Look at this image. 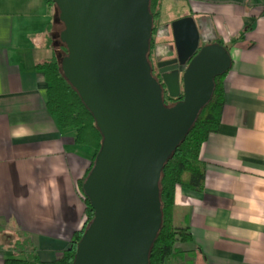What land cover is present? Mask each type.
Returning a JSON list of instances; mask_svg holds the SVG:
<instances>
[{
	"label": "crops",
	"instance_id": "0c3cea01",
	"mask_svg": "<svg viewBox=\"0 0 264 264\" xmlns=\"http://www.w3.org/2000/svg\"><path fill=\"white\" fill-rule=\"evenodd\" d=\"M175 2L168 21L204 14L231 65L219 130L201 146L204 187L175 191L174 219L190 227L192 253L172 262L264 264V0ZM61 26L49 0H0V264L23 246L53 259L85 222L78 179L94 149L57 124L36 68L58 50Z\"/></svg>",
	"mask_w": 264,
	"mask_h": 264
},
{
	"label": "water",
	"instance_id": "95a60500",
	"mask_svg": "<svg viewBox=\"0 0 264 264\" xmlns=\"http://www.w3.org/2000/svg\"><path fill=\"white\" fill-rule=\"evenodd\" d=\"M66 45L61 68L94 116L102 141L83 180L93 216L72 264H148L162 221V167L210 99L231 55L211 19L185 15L158 26L163 87L147 58L149 0H53ZM170 26V29L168 27ZM166 32H160V29Z\"/></svg>",
	"mask_w": 264,
	"mask_h": 264
},
{
	"label": "trees",
	"instance_id": "16d2710c",
	"mask_svg": "<svg viewBox=\"0 0 264 264\" xmlns=\"http://www.w3.org/2000/svg\"><path fill=\"white\" fill-rule=\"evenodd\" d=\"M49 1L54 3L53 0ZM161 1L149 0V8L153 14L159 12V9L155 8ZM219 41L228 49V45L221 39ZM58 42V50L52 56L38 61L36 68L45 75L46 107L57 124L60 127H72L75 142L91 146L94 149L89 167L85 174L78 179L79 192L85 203V222L81 228L75 230L69 245L54 259H41L34 251H27L24 249L26 246H23L18 254L7 256L5 264H72L76 242L81 238L87 222L93 216L90 199L83 190L82 184L101 146L102 133L96 125L91 111L63 74L61 59L67 48L61 40ZM225 73L226 71L214 77V88L210 99L200 109L185 137L162 167L159 180L162 221L149 252L148 264H173V259H180L184 253L192 249L184 244L192 240L190 227L178 224L174 219L175 191L178 186L195 191H201L204 187L206 165L201 157V146L209 135L218 131L220 127L225 95L223 84ZM22 241L21 245L25 243L24 239Z\"/></svg>",
	"mask_w": 264,
	"mask_h": 264
},
{
	"label": "flooded vegetation",
	"instance_id": "af4514ba",
	"mask_svg": "<svg viewBox=\"0 0 264 264\" xmlns=\"http://www.w3.org/2000/svg\"><path fill=\"white\" fill-rule=\"evenodd\" d=\"M154 15H155V14H154ZM159 15H160V13L158 12L157 15H156V17H155L154 20H153V29H152L151 37H150V40H149V50H148L147 58H148V61H149V63H150L151 73H152V74L156 77V79L161 83V85H162V87H163V93L165 94L166 91H165L164 82H163V79H162V71H161V70H162V67H164L165 64H162V65H161V63H160L161 61H163L162 58H164V57H162V58H160V59H157V58L155 57L154 52H153V45H154V42H155L156 39L159 41V38H160V37H159V38L156 37V31H157L158 26L162 25V22H161V21H157V22L155 23V19L158 18ZM171 21H172V20L167 21V24L169 25ZM169 29H170V26H169ZM160 32H161V33H162V32H166V29H164V28L161 27ZM162 34H164V33H162ZM166 35H169V34H166ZM164 37H165V36H164ZM162 38H163V37H162ZM165 39H167V38H165ZM161 40H163V39H161ZM168 40H169V41H172L171 38L168 39ZM168 40H167V41H168ZM177 99H178V97L169 98V97L165 94V101L167 102V104H168V103L171 104L170 102L175 101V100H177Z\"/></svg>",
	"mask_w": 264,
	"mask_h": 264
},
{
	"label": "rangeland",
	"instance_id": "374dc122",
	"mask_svg": "<svg viewBox=\"0 0 264 264\" xmlns=\"http://www.w3.org/2000/svg\"><path fill=\"white\" fill-rule=\"evenodd\" d=\"M55 4V3H54ZM56 6V5H55ZM57 7V6H56ZM160 8H161V10H160ZM156 10H158L159 9V13H160V15L158 16V18H156L155 19V23L157 22V21H161L162 23H167V21H168V19L169 18H171L172 16H176V14L177 13H179V11L177 10V9H180L178 6H177V3L175 2V0H170V1H168L167 2V0H162L161 2H160V4L158 5V6H156V8H155ZM154 18L156 17V15H157V12H154ZM199 18L202 20V22H203V24H206L207 23V21H208V17H206L204 14H202V15H199ZM63 24V23H62ZM62 28H63V25L61 26ZM167 30H169V27H168V29ZM57 36H59L58 34H57ZM165 36V37H164ZM160 37V38H159ZM158 38H159V41L160 42H166L168 39H170L171 38V31H170V35H166V34H161L160 36H159ZM163 37V38H162ZM165 38H167V39H165ZM161 39H163V40H161ZM155 43V42H154ZM154 46V45H153ZM173 102V101H172ZM171 103V102H170ZM87 176V175H86ZM85 176V177H86ZM176 222V221H175ZM179 224V223H178ZM181 225H184V224H181ZM188 226V225H187ZM77 230V229H76ZM188 243V242H187ZM187 243H184V244H187ZM75 250H76V247H75ZM63 251V250H62ZM61 251V252H62ZM188 253L190 254V253H192V251L191 250H189L188 251ZM186 253H184L183 255H185ZM57 256V255H56ZM55 256V257H56ZM54 257V258H55ZM53 258V259H54ZM183 259V258H182ZM51 260V259H50ZM182 261H184V260H182ZM182 262L181 261H178V264H181ZM188 264H191V263H189V261L187 262ZM174 264V263H173Z\"/></svg>",
	"mask_w": 264,
	"mask_h": 264
}]
</instances>
